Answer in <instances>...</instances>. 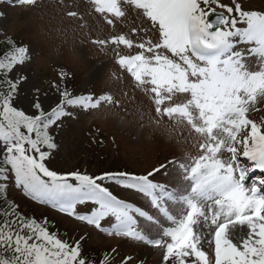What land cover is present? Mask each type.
I'll list each match as a JSON object with an SVG mask.
<instances>
[{"label": "snow or ice", "instance_id": "1", "mask_svg": "<svg viewBox=\"0 0 264 264\" xmlns=\"http://www.w3.org/2000/svg\"><path fill=\"white\" fill-rule=\"evenodd\" d=\"M18 2L41 7V0ZM123 3L147 18L131 32L151 35H138V43L125 34L91 42L138 49L117 52L118 64L149 96L156 127L163 118L183 125L199 137V154L186 153L187 162L165 158L145 174L54 170L55 130L64 119L120 101L111 94L73 95L65 87L50 111L35 97L22 109L20 85L27 78L21 73L15 82L0 80V197L7 203L0 209V264H114L120 255L113 247L96 258L84 251V237L69 242L50 231L46 218L29 217L7 200L13 187L100 233L162 249L160 264H264V178L245 183L250 171H264V119L249 118L264 108V10H246L243 0H93L108 25L125 18ZM7 43L12 50L0 59L6 74L26 67L30 51L11 38ZM59 75L69 73L61 69ZM173 170L176 186L156 179ZM112 186L147 197L157 214L118 197ZM120 264H134V257L124 256Z\"/></svg>", "mask_w": 264, "mask_h": 264}, {"label": "rangeland", "instance_id": "2", "mask_svg": "<svg viewBox=\"0 0 264 264\" xmlns=\"http://www.w3.org/2000/svg\"><path fill=\"white\" fill-rule=\"evenodd\" d=\"M221 2L231 4L233 0ZM3 5L0 12V36L17 37L21 33L23 46L30 50L26 67L17 66L9 74V79L13 80L21 73L27 78L20 85L19 106L22 109H26L34 97L45 111H50L60 102V92L65 88V81L58 74L61 69L69 73L72 80L69 86H74L71 92L73 95L91 94L98 98L102 94H111L120 101V106L102 102L98 109L79 111L75 118L64 119L65 127L60 131V148L54 152L53 168L58 171L65 168L68 172L70 169L86 166L89 170H94L107 160L105 164L112 165L114 169L121 166L127 171L131 168L133 171L130 173L145 174L165 158L175 157L181 162H187L184 159L186 153L192 156L199 154L196 145L199 137L195 133L189 135L188 129L183 125L163 118L161 126L156 127L152 122L155 119L154 111L151 115L148 114L153 108L149 96L135 87L134 78L118 64L117 52L121 55L135 54L138 49H128L123 45L101 48L91 42L94 39H110L117 34L128 35L137 43L138 35L148 38L151 33L131 32L133 27L145 26L147 18L142 15V10L123 3L125 18H116L115 25H108L105 14L95 11L93 0H41L39 8H27L20 5L18 0H3ZM243 7L246 10H264V0H243ZM70 11H76L78 16L69 17L67 13ZM108 16L111 18V14ZM55 86H59V90ZM78 109L79 106L69 107L74 112ZM141 111L144 112L143 119ZM249 118L260 122L264 119V108L259 112H251ZM98 130L101 134L95 137L94 135L99 134L95 133ZM103 135L106 143L99 140ZM94 147L103 150L93 157L91 148ZM229 155L225 152L223 158L227 159ZM240 159L249 164L243 156ZM156 179L176 186L179 174L177 170H173L168 176L157 175ZM253 181L255 176L249 173L246 185L251 186ZM112 189L118 197L127 198L129 202L157 214L151 209L149 199L142 194L126 191L118 186H112ZM12 193L23 205V210L27 213L32 210L35 213L33 217L38 221L48 217L53 220L56 217L53 211L47 212L31 204L29 200L26 201L20 190L13 187ZM62 214L73 222V231L81 228L90 230H86L91 235L89 243L100 239L111 243V239L117 238L100 233L92 226H86L83 222ZM57 221L63 224L58 217ZM104 226L110 227L109 224ZM119 246L123 255L134 257V264H140V261L144 264H160L162 249L122 239ZM205 250L212 258L213 250L207 246Z\"/></svg>", "mask_w": 264, "mask_h": 264}, {"label": "trees", "instance_id": "3", "mask_svg": "<svg viewBox=\"0 0 264 264\" xmlns=\"http://www.w3.org/2000/svg\"><path fill=\"white\" fill-rule=\"evenodd\" d=\"M3 0H0V12H1V9L3 7ZM13 39L17 46H23L24 45V41H22L21 39V33L20 34H17V37L14 36V35H8V36H0V59H4L6 57V55L12 50L11 48V45H9L7 43V40L8 39ZM60 73V71L58 72V74ZM9 74L10 73H5L4 71H0V80H6V79H9ZM65 82H64V86L70 91L72 92V89L74 88V86L70 87L69 85L72 83V80L69 78V75L63 79ZM74 85V83H73ZM70 107V106H69ZM65 127V121L63 123V125L56 129L55 130V139H56V143L58 145V148L55 150H59L60 148V142H59V138H60V131L62 130V128ZM101 131H104L103 129H101ZM97 135H94L95 137L97 136H100V131L98 130L97 132L95 133H98ZM91 135H93V132H91ZM90 136V134H89ZM92 138H94L92 136ZM100 142L102 141H105L106 143V140H105V135L101 136V139H99ZM97 143V142H95ZM98 145H102V143H98ZM92 146V144H91ZM103 147V146H102ZM91 152H92V156L94 157L99 151L103 150V148H98V147H94V148H91ZM54 151V152H55ZM85 155V154H83ZM107 160H105L106 162ZM101 164V166H98L96 167L94 170H89V168H86V166H81L79 168H73V169H70L68 172L70 171H74V170H78V171H81V172H86L88 174H91V175H99L101 174L102 172L104 171H127L126 169L123 170V168L121 166L117 167V168H112V165L109 166L107 164ZM58 166V165H57ZM56 166V168H57ZM53 167V165H52ZM63 167V166H62ZM120 168V169H118ZM54 170H57L55 168H53ZM59 169V167H58ZM61 172H67L66 169L64 168H61L60 169ZM59 170V171H60ZM133 171L131 168L130 170H128V172H131ZM136 172V171H134ZM0 182H3L2 180H0ZM106 185L109 183L107 181L104 182ZM113 190V189H112ZM114 194H116L114 192ZM118 195V194H117ZM25 199L26 201L29 200L31 204H33L34 206H37V207H40V208H43L45 209L47 212H52L55 214L56 217L53 218V220L48 219L50 220V223L52 225V227L50 228V231H56L59 233V235L63 238V239H66V240H69V242H71V240L73 239H80L81 237H84V239L81 241L82 245H83V249L86 253L96 257V258H102L103 257V254L105 252H110V249L113 248V247H116L118 249V251L120 252V255L116 257V260L114 261V264H120V260L124 257V256H127V255H123L121 253V248L119 246V242L121 241L122 238L120 237H117V238H113L111 239L112 242H106L102 239L96 241V242H92V243H89V239L91 238V235L87 234L86 230L87 231H90L88 229H84V228H81L79 231H73L72 229V221L69 220L68 218L64 217L62 213H60L58 210L56 209H52L51 206L49 205H42L40 204L38 201H32L31 198H28L25 196ZM7 200L9 201H14L16 202L17 204H19L20 208L22 209L23 213L28 215L29 217H33V214H35L32 210L27 213L26 211L23 210V205L20 203V201L18 200L17 196H15L14 193H12V188H10V190L8 191L7 193ZM7 207V203L5 202V199L3 197H0V209H3V208H6ZM57 217L63 221V224H61L60 222L57 221ZM47 219V220H48ZM48 220V221H49ZM53 229V230H51Z\"/></svg>", "mask_w": 264, "mask_h": 264}, {"label": "water", "instance_id": "4", "mask_svg": "<svg viewBox=\"0 0 264 264\" xmlns=\"http://www.w3.org/2000/svg\"><path fill=\"white\" fill-rule=\"evenodd\" d=\"M218 11H219V9H218ZM210 19H215V16H214V15H212V16L210 17Z\"/></svg>", "mask_w": 264, "mask_h": 264}]
</instances>
